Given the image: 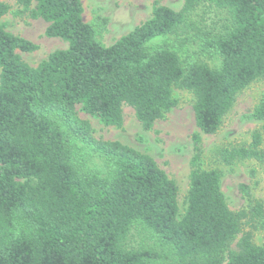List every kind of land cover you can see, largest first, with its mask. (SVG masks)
Wrapping results in <instances>:
<instances>
[{
  "label": "trees",
  "instance_id": "16d2710c",
  "mask_svg": "<svg viewBox=\"0 0 264 264\" xmlns=\"http://www.w3.org/2000/svg\"><path fill=\"white\" fill-rule=\"evenodd\" d=\"M18 5L67 47L30 66L17 51L36 46L0 21V264H264V245L242 233L248 213L226 203L220 171L199 167L198 135L182 210L176 184L153 158L95 139L76 111L119 129L127 106L150 130L176 106L174 90H184L198 130L215 134L237 95L264 78V0H183L179 11L155 3L148 20L109 46L84 22L81 0ZM200 5L225 13L226 26L204 36L219 64L180 60L168 44L151 48L182 30ZM8 11L0 2V20ZM249 117L260 131L249 145L225 149L224 164L264 160V97ZM73 139L100 163L75 159ZM250 212L260 217L261 206ZM132 231L154 245L129 246Z\"/></svg>",
  "mask_w": 264,
  "mask_h": 264
},
{
  "label": "rangeland",
  "instance_id": "374dc122",
  "mask_svg": "<svg viewBox=\"0 0 264 264\" xmlns=\"http://www.w3.org/2000/svg\"><path fill=\"white\" fill-rule=\"evenodd\" d=\"M9 6L8 13L1 18L7 32L34 44L33 52L17 51L21 60L30 66H37L57 50L67 47V43L45 35L47 24L41 19L30 17L18 5V0H0ZM83 20L98 31V40L109 46L117 39L129 33L134 27L151 17L155 3L179 11L183 0H81ZM225 13L207 5H200L187 16L186 26L177 34L155 40L151 44L156 49L168 44L175 50L180 60L195 58L210 64H219V59L204 49V36L211 31H221L227 24ZM176 106L165 117L154 123L150 130H144L137 121L132 108L122 109V128L104 126L100 121L85 114L80 106L76 111L84 121L90 124L92 136L97 140L118 141L137 151L149 155L167 177L174 181L178 188V205L185 208V197L189 185L191 159L195 154L193 136L200 137L201 169H215L221 173L220 188L230 210H245L248 217L242 221V233H250L252 242L264 245V160L247 159L226 165L222 161L225 149L236 146H247L254 132L260 131V123L249 117L253 108L264 97V78L250 84L240 92L231 110L223 119L220 129L213 135H204L195 125L192 110L193 96L184 90H174ZM74 158L80 155L87 165L99 164L89 147L71 141ZM264 152V140L261 145ZM77 150L79 152L77 153ZM77 153V154H76ZM241 186H245L242 189ZM259 204L261 216L253 217L252 206ZM230 245L234 250L238 238ZM128 245L134 248H149L154 245L144 233L131 232ZM160 251V249H157Z\"/></svg>",
  "mask_w": 264,
  "mask_h": 264
}]
</instances>
